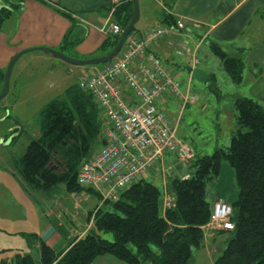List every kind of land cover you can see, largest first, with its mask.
<instances>
[{
    "label": "trees",
    "instance_id": "obj_1",
    "mask_svg": "<svg viewBox=\"0 0 264 264\" xmlns=\"http://www.w3.org/2000/svg\"><path fill=\"white\" fill-rule=\"evenodd\" d=\"M132 12L131 0L121 2L112 18L123 29ZM8 15L9 11L2 7L0 22ZM119 36L108 35L100 53L113 49ZM67 38L64 48L75 44ZM211 48L231 82L240 84L243 59L228 56L218 44ZM0 82L3 83L2 70ZM233 106L236 124L226 150L219 148L211 155H195L188 170L190 177L170 180L174 198L170 207H163L160 186L139 179L124 188L116 200L106 201L91 211L92 228L70 240L65 249L56 252L40 242L39 264H93L105 254L126 264H193L192 251L201 244L202 227L212 210L206 197L207 184L218 175L221 159L229 163L235 174L238 197L230 203L232 235L214 264H264V106L249 96L236 97ZM39 113V133L14 163L20 178L31 189L42 192H52L57 187L71 194L91 191L92 188L79 185L76 175L78 166L101 140L106 123L101 110L91 95L75 83ZM106 234L112 235V239ZM0 264L37 262L28 253L15 252L12 258H0Z\"/></svg>",
    "mask_w": 264,
    "mask_h": 264
},
{
    "label": "rangeland",
    "instance_id": "obj_2",
    "mask_svg": "<svg viewBox=\"0 0 264 264\" xmlns=\"http://www.w3.org/2000/svg\"><path fill=\"white\" fill-rule=\"evenodd\" d=\"M146 1L149 10L141 8L142 19L139 24L137 23L138 25L135 24L134 30L138 29L143 22V16L146 13L144 10L156 11L152 0ZM98 21L99 24L103 23L101 19ZM99 24L82 25L81 36L72 37L76 39L75 46L83 43L78 52L71 55L68 48H61L60 52L73 56L77 60L94 59L106 55V53H100L105 37L96 29ZM7 44L8 41L2 37L0 39V70L3 73L11 59L6 62V52L9 49ZM84 51L88 52L86 56L82 57L78 54ZM198 57L200 58V53L197 52L196 58ZM207 59H209L207 61L210 68L208 69L211 72H209L208 81H198L193 78L189 80V74L182 75V84L179 79L181 91L185 92L189 84V92L197 95L198 101L188 103L181 110L178 99L168 96L160 106L165 115L174 123L177 139L183 141L201 156L211 155L215 149L219 148L225 151L230 141L229 134L235 129L236 124L235 109L230 102L235 90L231 91L227 87L225 79L226 76L227 79L229 78L228 73L223 69L221 60L214 51ZM58 63L56 64V60L51 56H46L39 51L20 56L9 76L8 93L0 101V258H12L15 252L29 253L38 264L36 257L40 243L37 235L45 221L49 220L54 225L60 218L65 226L75 228L74 233L82 232L86 228L85 224L92 225L93 213L91 211L102 206L106 201L113 202L114 200L106 198L101 190L94 188L78 194L65 192L62 187H57L52 192L31 189L15 170L14 163L19 160L26 145L39 133L41 108L52 99L61 97L65 88L92 74L94 68L102 66V64L78 66L64 61ZM2 84L0 82V90ZM232 85L235 84L232 83ZM13 137L15 140L12 139ZM95 145L93 152L100 146L97 143ZM220 162L218 175L207 184L206 197L211 201V206L217 200H222L218 197L223 198V201L228 204L236 201L238 197V187L232 168L226 160L221 159ZM161 173V183L158 186L162 188V199L165 200V198L173 197L169 187L173 175L170 176L171 168L169 167ZM118 196L119 194L117 198ZM79 204L82 209L75 212L78 217L72 218L71 220L74 221L70 225L71 214L69 212L72 205L79 206ZM87 211L90 212L88 216H85ZM48 212L53 216L47 217ZM54 215H58L57 219ZM91 225L86 228L87 231ZM217 231L205 230L200 246L192 251L193 264H214L232 235L231 231L221 233ZM106 235L107 238L112 239V235ZM75 237L77 236L73 233L69 234L67 242ZM93 264L126 263L105 254L97 257Z\"/></svg>",
    "mask_w": 264,
    "mask_h": 264
},
{
    "label": "crops",
    "instance_id": "obj_3",
    "mask_svg": "<svg viewBox=\"0 0 264 264\" xmlns=\"http://www.w3.org/2000/svg\"><path fill=\"white\" fill-rule=\"evenodd\" d=\"M0 1V9L4 7L9 11V15L0 22V39L5 37V40L8 41L7 62L15 53L29 47L43 46L60 51L61 48H64L65 38L72 39L74 35L80 37L83 33L82 25L99 24L98 19H101L103 23L99 24L96 29L106 39L110 35L105 28L107 18L111 15L110 19L114 22L112 17L116 6L120 5L121 2L127 3L129 0ZM152 3L155 5L156 11L149 12L147 11L149 10L147 1L138 0V24L142 19L141 8L147 10H144L146 12L143 16L144 20L139 28L134 30V33L140 35L151 25L173 26L176 19L184 21L185 28L179 31V34L167 35L152 46V49L161 57L163 62L172 68L179 79L183 78V74H189L188 66L176 54L175 49L180 40H187L191 47H196V56L197 52L200 53L196 68L203 66L201 69L207 72L205 82L208 81L211 73L207 61L209 60L207 58L212 56L211 45L218 44L228 56L242 58L244 62L243 78L240 84L231 82L230 78L227 79L225 75L227 87L231 91L235 90L230 102L233 104L236 97L249 96L264 106V0H152ZM166 15L171 17L173 23L165 19ZM69 41L76 43V39ZM82 45L83 43L78 46L73 44L66 48L72 55L78 52ZM78 54L84 57L88 52L84 51V53ZM182 82L183 79H181V84ZM126 94L128 96V91ZM168 96L171 95L165 93L161 99V104ZM195 155L199 154L195 152ZM168 167L171 168L170 176L173 175L172 178H180L189 172V168H184L179 164L175 153L165 152L162 160L149 169L145 180H149L158 186L161 183V172L166 171ZM218 198L223 200L221 197ZM81 209L80 204L79 206L72 205L69 212L71 214L70 225L74 221L71 219L78 217L75 212ZM89 212L87 211L85 216H88ZM46 215L47 217L53 216L50 212ZM54 216L57 219L58 215ZM63 225V220L60 218L59 221L56 220L54 225L49 220L45 221L43 228L39 230V235H37L39 243H45L56 252L61 251L69 243L67 242L69 234L73 233L80 237L86 233V228L91 224H85V230L78 233H74V227L69 226L68 228V226ZM39 254L40 251L38 250L36 257L38 264Z\"/></svg>",
    "mask_w": 264,
    "mask_h": 264
},
{
    "label": "built area",
    "instance_id": "obj_4",
    "mask_svg": "<svg viewBox=\"0 0 264 264\" xmlns=\"http://www.w3.org/2000/svg\"><path fill=\"white\" fill-rule=\"evenodd\" d=\"M110 16L106 30L110 35H120L122 28ZM184 28V21L176 19L173 26L151 25L140 35L129 33L114 59L77 82L82 91L91 95L106 121L99 148L78 166L76 179L84 189H99L106 198L115 200L124 188L145 179L165 152L175 153L184 168L191 166L195 153L177 139L174 123L159 106L165 93L178 99L181 110L197 102L198 96L189 92V84L185 92L181 91L178 75L152 49L155 42L177 35ZM175 50L191 74L199 63L196 47L180 40ZM189 177L186 173L181 178ZM172 200L173 197L165 198L163 207H170ZM211 208L202 230L231 231V207L217 200Z\"/></svg>",
    "mask_w": 264,
    "mask_h": 264
},
{
    "label": "water",
    "instance_id": "obj_5",
    "mask_svg": "<svg viewBox=\"0 0 264 264\" xmlns=\"http://www.w3.org/2000/svg\"><path fill=\"white\" fill-rule=\"evenodd\" d=\"M132 1V6H133V12L131 15V20L128 22L126 27H124L122 30V33L120 34L118 38V42L116 46L111 49L109 52H107L106 55L100 56V57H95L94 59H84V60H77L74 59L73 57H69L67 55H64L62 52L52 49V48H47L43 46H38V47H29L24 50H21L15 55L12 56V58L9 60L8 64L5 67V71L3 73V84L0 90V101L6 96L8 93V87H9V76L12 71L13 65L16 63V60L20 58V56L27 54L28 52H41L46 54L47 56H51L56 60V63L60 61H64L70 64H75L78 66H96L97 64H106L108 61L114 59L118 55V51L121 49V47L124 44V39L128 36L130 32L133 31L134 25L138 22L139 20V6H138V0H131ZM191 78L197 79L198 81H204L205 78L207 77V72L203 71L201 68H194L191 70Z\"/></svg>",
    "mask_w": 264,
    "mask_h": 264
},
{
    "label": "bare ground",
    "instance_id": "obj_6",
    "mask_svg": "<svg viewBox=\"0 0 264 264\" xmlns=\"http://www.w3.org/2000/svg\"><path fill=\"white\" fill-rule=\"evenodd\" d=\"M77 180V179H76ZM77 182H78V180H77ZM79 183V182H78ZM80 185V184H79ZM81 186V185H80ZM228 204V203H227ZM229 205V207H230V204H228ZM231 209H232V207H231Z\"/></svg>",
    "mask_w": 264,
    "mask_h": 264
}]
</instances>
